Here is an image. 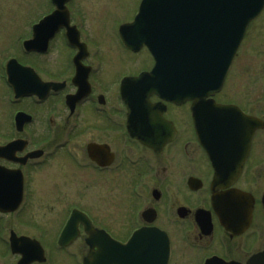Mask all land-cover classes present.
<instances>
[{"label":"flooded vegetation","instance_id":"flooded-vegetation-1","mask_svg":"<svg viewBox=\"0 0 264 264\" xmlns=\"http://www.w3.org/2000/svg\"><path fill=\"white\" fill-rule=\"evenodd\" d=\"M73 24L86 46L79 50L71 45L62 29L60 34L69 51L64 54L65 68L59 73L46 74L33 60H20L42 80L60 83V89L52 90L45 99L14 95L15 111L33 119L22 130L14 121L10 135L0 140V264H55L51 249L56 253L72 250L67 252L71 256L67 263L77 264L74 248L80 239L86 249L78 263L82 264L92 249L89 236L102 230L125 243L143 227H158L169 235L168 264L175 256L183 263L189 260L187 264H264V99H257L252 88L240 89L228 99L223 95L225 85L214 98L217 103L238 107L239 113L229 118L240 122L227 125L228 132L218 140L201 138L193 101L176 104L150 94L147 101L130 104L144 93L123 79L152 69L154 61L148 50L133 51L123 46L128 56L122 57V63L127 70L114 80L102 75L103 57L100 51L92 50L83 26ZM113 32L117 37L116 30ZM143 52L151 57V66H139L141 59H146L139 57ZM27 83H32L31 76ZM48 107L44 115L46 136L37 140L29 129L36 121L32 109ZM253 118L262 121L258 127L256 122L252 124ZM17 140L22 142L6 148ZM35 150L42 154L30 157ZM56 156L67 157L75 170L88 169L94 185L112 184L110 181H118L119 176L129 175L135 202L120 235L103 221L98 222L80 203L66 207L51 246L44 236L20 229L19 223L33 226L24 212L34 173ZM73 209L79 218L76 228L64 232ZM39 231L46 236L45 230L39 227ZM34 239L41 244L43 252L37 255L41 259H34L30 246ZM22 248L30 249L25 261L17 251ZM181 250L192 254L185 257Z\"/></svg>","mask_w":264,"mask_h":264},{"label":"rangeland","instance_id":"rangeland-1","mask_svg":"<svg viewBox=\"0 0 264 264\" xmlns=\"http://www.w3.org/2000/svg\"><path fill=\"white\" fill-rule=\"evenodd\" d=\"M141 0H72L70 10L74 22L83 26L85 36L92 50L100 51L103 57L102 75L116 79L127 69L122 61L125 51L116 39L115 26L128 22L135 15ZM53 9L51 0H0V74L3 72V63L10 57L19 60H33L46 74H57L65 68L64 55L69 51L62 34L52 42L47 56L25 55L20 41L21 36L30 32L31 22H36ZM81 21V22H80ZM140 67H148L151 57L141 53ZM29 57V58H28ZM35 58H38L35 60ZM128 59V58H127ZM129 68V67H128ZM255 89L256 98L264 99V12L251 24L245 43L238 59L235 61L224 90V97L234 98L240 89ZM9 90L0 76V140H6L10 135V120L12 110ZM22 106V105H21ZM25 105L24 107H27ZM49 109H32L36 114V121L29 129L38 140L46 136L44 115ZM129 176V175H128ZM128 176H119L118 181L112 184L94 185L93 175L88 169L73 167L72 162L65 156H56L39 168L31 183L29 205L24 212L27 220L33 223L32 228L25 223H19L20 229L28 234L44 236L51 246L52 239L66 215V207L70 204L80 205L94 213L96 219L104 222L120 235L124 227L125 218L130 216L134 202L131 193L132 180ZM97 191V192H96ZM45 230V235L40 234ZM176 233H173L175 237ZM82 239L76 242V257L81 260V254L86 252ZM68 253L73 252L68 250ZM67 252H58L53 249L50 253L55 264H68L71 256ZM183 256L191 255V251H180ZM67 255H66V254ZM178 256L172 264L184 263ZM183 259V257H182ZM191 259V258H190ZM190 261H193V257ZM59 264V263H58ZM72 264V262L70 263Z\"/></svg>","mask_w":264,"mask_h":264},{"label":"water","instance_id":"water-1","mask_svg":"<svg viewBox=\"0 0 264 264\" xmlns=\"http://www.w3.org/2000/svg\"><path fill=\"white\" fill-rule=\"evenodd\" d=\"M53 1L57 10L35 26L34 38L25 42L28 50L46 51L50 39L63 26L69 28V39L76 44L75 27L69 26V0ZM263 8L264 0H143L135 22L124 27L131 35L122 32V37L131 48L146 44L153 52L156 66L145 78L151 90L167 99L190 98L198 104L221 89L247 26ZM15 78L11 68L14 84ZM44 86L46 92L54 84ZM23 123L20 116L19 124ZM156 234L136 233L122 249L91 251L85 264H165L169 248L155 244L162 242V236ZM153 246L161 253L159 261L151 260L148 254L142 258V251H153ZM23 253L26 256L29 251Z\"/></svg>","mask_w":264,"mask_h":264}]
</instances>
